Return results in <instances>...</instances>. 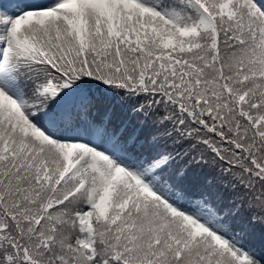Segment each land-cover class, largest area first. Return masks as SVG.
Returning a JSON list of instances; mask_svg holds the SVG:
<instances>
[{"label":"snow or ice","instance_id":"1","mask_svg":"<svg viewBox=\"0 0 264 264\" xmlns=\"http://www.w3.org/2000/svg\"><path fill=\"white\" fill-rule=\"evenodd\" d=\"M0 264H264V0H0Z\"/></svg>","mask_w":264,"mask_h":264}]
</instances>
